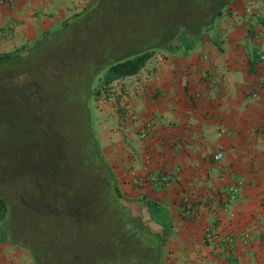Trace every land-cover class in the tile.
Wrapping results in <instances>:
<instances>
[{"label":"crops","instance_id":"1","mask_svg":"<svg viewBox=\"0 0 264 264\" xmlns=\"http://www.w3.org/2000/svg\"><path fill=\"white\" fill-rule=\"evenodd\" d=\"M90 2L0 4V51L34 42ZM263 21L264 0H232L210 33L174 38L90 102L119 188L167 233L162 264H264ZM154 174L167 181L138 182ZM0 264L35 261L0 239Z\"/></svg>","mask_w":264,"mask_h":264},{"label":"trees","instance_id":"2","mask_svg":"<svg viewBox=\"0 0 264 264\" xmlns=\"http://www.w3.org/2000/svg\"><path fill=\"white\" fill-rule=\"evenodd\" d=\"M231 1L91 0L88 6L108 10L111 21L114 7L118 8L116 13L130 14L128 11H132L131 23L122 24L130 37L121 43L107 41L104 46H93V51L91 48L88 54L79 56L78 61L68 60L63 71L53 61L58 57L53 62L49 60L50 64H54L53 68L48 66V70L44 68V62L48 59H40L38 69L41 67L42 76H35L32 72L35 68L28 60L30 53L41 50L42 43H47L49 39L59 41L58 34L60 39L73 30L76 35L80 34L87 19L80 18L78 13L76 21H67L57 30L47 33L35 45H21L11 52L0 53V74L13 73L19 79L17 86L24 99L30 101L38 93L54 89L55 101H59L55 104L56 110L61 107L70 112L76 109V119L84 123L79 128L81 142L77 149L84 151L87 157L91 181L88 180L90 182L86 193L73 195L65 206L58 204L63 209L57 211L53 209L54 205L44 202L43 189L46 185L41 174L37 172L27 181L37 195V212H41V215L66 213L69 221L74 220L76 223V228L69 235L73 237V246L66 254L50 260L49 264H162L167 233L153 230L119 188L101 150L90 101L100 89L107 91L114 81L137 73L156 51L169 50L174 38L184 35L191 40L198 39L214 26L216 19L229 7ZM92 16L96 18L99 15ZM16 193L18 198L14 194L15 199L10 200L0 194V239L27 250L32 254L35 264H42L44 260L52 259L50 255L53 252L48 250L40 256L21 243L17 237L18 231L11 222L16 209L25 206L22 195ZM49 194L54 199L55 191L51 194L49 190ZM52 201L49 203L54 204ZM25 207L30 205L26 204Z\"/></svg>","mask_w":264,"mask_h":264},{"label":"rangeland","instance_id":"3","mask_svg":"<svg viewBox=\"0 0 264 264\" xmlns=\"http://www.w3.org/2000/svg\"><path fill=\"white\" fill-rule=\"evenodd\" d=\"M88 5L86 9L66 18L54 29L44 32L34 42L25 44L35 45L43 40L47 33L57 30L67 21H76L78 13L80 18L87 19V23L81 27L83 30L80 34L76 35L73 30L62 39L58 34L59 41L49 39V43H42L41 50L30 53L28 60L35 68L32 69L35 76L37 74L42 76L41 67L38 69L40 59H48L44 62L45 69L48 70V66L53 68V64L57 63L58 68L63 71L68 60L78 61L79 56L88 54L91 48L93 51V46H104V42L107 41L121 43L123 39L130 37L122 24L131 23L132 11H128L130 14L116 13L118 8L114 7L111 21L108 10L94 9ZM93 14L99 16L95 18ZM211 29L206 31L210 33ZM53 56L55 57L51 58ZM55 58L57 59L53 60ZM49 60H53L54 63L50 64ZM18 84L19 79L13 73L0 74V194L10 200L18 198L16 192H19L25 200V206L30 205V207L23 205L21 208L19 206L12 215L11 222L18 231L17 237L21 243L26 244L40 256L45 255L48 250L53 252L50 255L52 259L44 260L42 263L49 264L50 260L66 254L73 246L71 245L73 237L69 235L76 228V223L74 220L69 221L66 213L41 215V212H37V195L27 181L37 172L40 173L46 185L43 189L44 202L54 205L53 209L57 211L62 210L63 207L60 208V205L65 206L73 195L86 193L91 181L87 157L84 151L77 149L78 143L81 142L79 128H82L84 123L83 120L76 119V109H71V112L63 107L56 110L55 104L59 101H55L54 89L43 91L42 94L40 92L29 101L20 94ZM40 97L46 101L41 102ZM94 97H97V94H94L91 100ZM49 190L51 194L55 191L54 199ZM14 194L17 195L15 198ZM51 201L54 204L49 203Z\"/></svg>","mask_w":264,"mask_h":264},{"label":"built area","instance_id":"4","mask_svg":"<svg viewBox=\"0 0 264 264\" xmlns=\"http://www.w3.org/2000/svg\"><path fill=\"white\" fill-rule=\"evenodd\" d=\"M10 1L11 0H0V4L9 3ZM258 35L260 37H264V21L261 23V29L259 30ZM256 54L258 55L260 59H264V53L260 49L256 51ZM213 156L215 159H220L223 156V152L221 150H217ZM147 181L154 183V184L162 185L167 181V176L154 174V175H148L147 177L138 179V182L140 183H144ZM235 197H236V189L232 187L230 189V199L233 200L235 199Z\"/></svg>","mask_w":264,"mask_h":264}]
</instances>
